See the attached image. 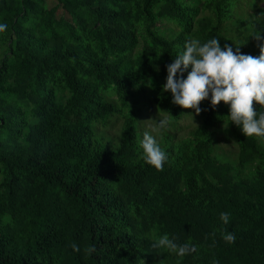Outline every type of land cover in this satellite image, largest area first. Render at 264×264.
Wrapping results in <instances>:
<instances>
[{
	"label": "trees",
	"instance_id": "1",
	"mask_svg": "<svg viewBox=\"0 0 264 264\" xmlns=\"http://www.w3.org/2000/svg\"><path fill=\"white\" fill-rule=\"evenodd\" d=\"M260 3L0 0V264H264V138L224 101L196 113L163 88L190 38L259 56ZM157 117L163 169L139 144ZM223 125L234 158L218 152ZM165 233L196 250L153 247Z\"/></svg>",
	"mask_w": 264,
	"mask_h": 264
},
{
	"label": "clouds",
	"instance_id": "2",
	"mask_svg": "<svg viewBox=\"0 0 264 264\" xmlns=\"http://www.w3.org/2000/svg\"><path fill=\"white\" fill-rule=\"evenodd\" d=\"M7 29L8 24L0 21V33ZM256 36L260 38V34ZM261 49L259 56H253L241 52L239 47L235 50L231 45L222 47L219 37L203 42L198 38H190L185 41L183 51L167 65L163 88L170 90L174 103L194 108L196 113L202 110L200 102L206 98H210L213 106L224 101L230 105L228 116L231 122L240 126L246 136L264 138V111H259L253 104L255 100L264 105V44ZM153 119L155 122L150 125L151 131L143 133L139 144L143 159L155 168L163 169L169 156L158 136L169 127V120L167 117ZM230 216L228 211L220 213L225 224L229 222ZM222 235L230 243L237 239L230 231ZM74 247L78 250V246ZM153 247L167 248L179 256L196 250L195 244L179 243L167 233L155 240ZM212 264L220 262L214 259Z\"/></svg>",
	"mask_w": 264,
	"mask_h": 264
},
{
	"label": "rangeland",
	"instance_id": "3",
	"mask_svg": "<svg viewBox=\"0 0 264 264\" xmlns=\"http://www.w3.org/2000/svg\"><path fill=\"white\" fill-rule=\"evenodd\" d=\"M54 0H48V3H53ZM260 3V6L264 7V0H258ZM248 10V8L246 9ZM63 13L62 9H59L57 11V15H61ZM147 127L151 128L150 125L153 124V120L147 118ZM196 122L195 120L191 117H186L184 119H182L179 122V127H181V131L183 133H186L188 128L195 126ZM214 139L216 141V143H218V146H220V148L218 149L219 153L228 155L230 153L231 157L234 158V156L237 153V149L236 146H234L233 139H232V134L230 132V130L228 129V127L226 125L221 126L215 133L214 135Z\"/></svg>",
	"mask_w": 264,
	"mask_h": 264
}]
</instances>
